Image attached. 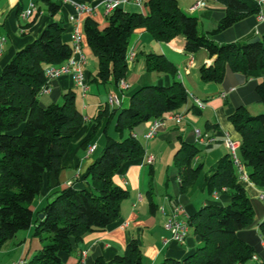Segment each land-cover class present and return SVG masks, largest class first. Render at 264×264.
<instances>
[{"label": "trees", "instance_id": "obj_1", "mask_svg": "<svg viewBox=\"0 0 264 264\" xmlns=\"http://www.w3.org/2000/svg\"><path fill=\"white\" fill-rule=\"evenodd\" d=\"M91 4L96 0H76ZM224 6L216 30L221 32L258 11L254 0H211ZM50 16L56 15L61 0H43ZM146 11L116 8L106 15L107 24L100 29L90 16L83 21V34L96 57L94 81L115 84L125 79L128 65L125 59L132 32L144 28L156 41L167 42L175 36L184 38L187 51L205 49L214 61L199 68L206 82H222L228 70L247 73L264 70V34L254 43H217L198 29L197 19L187 15L177 0L143 1ZM38 16L36 13L29 23ZM65 27L61 21L47 24L32 42L18 49L0 71V247L18 231L32 224L31 203L45 183L58 184L61 158L72 138L81 129L84 118L75 105L73 90L65 92L62 102L43 104L39 100L46 83L44 70L49 65L65 62L72 54L71 44L63 40ZM147 71L176 74V67L163 54L146 55ZM257 100L264 106V81L255 84ZM184 85L173 80L169 85H145L134 91L125 108H108L97 117L116 116V131L121 139L107 138L100 155L90 164L82 179L99 181L98 191L89 187L68 186L58 191L41 210L34 227V235L42 247L24 264H65L61 253L79 248L83 236L104 230L120 214L121 202L128 191L113 182L120 165L135 160L144 147L132 135L139 125L176 112L187 102ZM230 120L240 135L238 155L249 180L264 187V112L251 114L238 106ZM180 146L173 155L180 191L184 193L198 178L202 164L193 165L199 153L195 141L179 137ZM209 193L228 191L226 204L208 203L193 212L187 223L198 236L200 244L183 259L165 258L157 264H246L257 256L255 264H264V220L258 229L250 228L254 209L246 189L239 183L238 173L229 153L210 167L203 179ZM149 206L155 203L149 195ZM141 250L131 240L116 264H141ZM84 264H107L99 254L87 256Z\"/></svg>", "mask_w": 264, "mask_h": 264}, {"label": "crops", "instance_id": "obj_2", "mask_svg": "<svg viewBox=\"0 0 264 264\" xmlns=\"http://www.w3.org/2000/svg\"><path fill=\"white\" fill-rule=\"evenodd\" d=\"M177 2L184 13L197 19L198 29L217 43L245 42L255 36L260 38L264 34V21L258 23L254 14L221 31L219 35H211L210 31L216 28L224 13L223 5L205 0L204 6L189 11L197 0ZM30 5L34 6L33 14L28 18H22L21 11ZM91 6L93 10L90 15L87 13L79 15L71 3L62 2L59 12L50 16L46 6L42 8L38 0H0V39L3 38L0 46V71L18 49L37 38L53 20L62 22L65 27L63 40L69 44L72 26L70 16L78 17L82 34L83 21L87 16L92 17L99 28L103 29L107 24L103 4L96 0ZM122 8L143 13L146 11L145 6L139 7L132 0L124 3ZM36 13L38 16L29 25ZM184 44V38L180 35L163 42L153 39L144 28L135 29L127 47L128 51L134 53L133 59L127 62L128 74L124 79L128 88L120 89L113 80L106 83L94 81L97 61L83 34V52L87 59L86 93L83 94L74 85L71 75L64 74L52 81V92L42 94L40 102L58 103V100L63 99L65 92L73 90L75 105L82 113L84 123L61 158L58 184L50 187L45 183L33 199L32 224L27 229L18 231L0 247V264H12L18 260L27 262L42 247V241L33 234L34 227L38 214L58 191L70 185L75 188L89 187L95 191L101 188L99 181L89 177L82 179L81 175L100 155L107 138L119 141L121 137L115 128L117 115L110 117L103 114L97 117L98 112L105 107L108 108V112L113 109L119 111L129 105L132 93L140 87L151 84L169 85L173 80L180 81L188 94L187 102L179 108L184 111L182 121L180 123L167 121L151 139H145L143 135L152 120L132 131L143 145L144 153L138 159L123 162L113 176V182L128 191L127 197L121 202L119 217L104 230L86 233L76 251L61 253L60 257L65 264H84L87 256L99 254L107 264H116L115 256L122 255L131 240H135L141 250V264H157L165 258L183 259L195 250L200 244L198 236L189 229L185 240L177 243L171 239V232L165 226L166 221L172 215H175L177 220L187 221L189 216L204 204H226L230 201V194L226 190L209 193L203 179L209 173L210 167L229 153L225 145L226 137L238 143L240 141V135L230 120L236 108L244 106L251 114L252 111L257 114L264 110L255 92V84L264 81V70L247 73L228 70L222 82H206L200 78L199 68L212 64L214 57H210L203 48L195 52L187 51ZM149 53L163 54L176 67V74L147 71L144 63ZM110 93L120 97V106L108 105L107 97ZM194 98L201 100L204 107L194 106ZM195 129H199L206 136L196 141ZM179 137L197 143L199 153L194 158L193 165L201 163L203 167L195 183L184 193L180 191L177 170L173 166V155L180 146ZM92 145L95 147L94 151L89 152ZM149 154L154 156L151 164L146 163ZM239 183L246 189L254 209L250 228L258 229L264 220V198L261 197L264 196V187L253 184L249 178L239 179ZM150 194L155 203L153 211L149 206ZM177 205H180V209L174 212ZM262 244L264 247V241ZM258 260L252 259L246 264H255Z\"/></svg>", "mask_w": 264, "mask_h": 264}, {"label": "built area", "instance_id": "obj_3", "mask_svg": "<svg viewBox=\"0 0 264 264\" xmlns=\"http://www.w3.org/2000/svg\"><path fill=\"white\" fill-rule=\"evenodd\" d=\"M62 2H69L74 7L76 12L81 15L82 13L91 14L92 13V6L91 4L84 3V2H78L76 0H61ZM129 0H100V3L104 6L105 15L110 14L113 12L116 8L122 7L124 3H126ZM135 5L141 7L143 5V0H132ZM258 4V11L255 13V18L258 23H261L264 21V0H254ZM205 0H197V2L189 8V11H193L198 7L204 6ZM34 12V6L30 5L27 9H24L21 11V17L22 18H28L30 17ZM78 17L70 16V21L72 22L71 31H70V44L72 47V54L71 56L63 63L58 65H49L44 70V75L46 78V83L43 85L41 89V94H49L52 92V81L59 77L60 75L64 74H70L73 78L74 85L78 87L83 94L86 93L88 89V84L86 81V65H87V59L83 52V34L79 27V21ZM3 41V38L0 39V46L1 42ZM1 52V47H0ZM134 57V53L131 51L126 52L125 59L127 62L131 61ZM120 89H126L128 88V84L124 79H120L117 83ZM194 106L197 108H203L204 103L194 98ZM107 103L110 106L118 107L121 105V99L117 94L110 93L107 97ZM184 111L178 110L176 112L167 114L163 118H157L152 120L149 128L144 133L145 139H151L155 137L158 133V131L163 128L166 125L167 121H174L175 123H180L183 119ZM195 134V140L200 141L202 138H204L199 129L194 130ZM134 137L136 135L132 134ZM225 145L228 148L229 154L232 158V161L234 165L236 166L238 178L240 180H247L248 174L246 171L245 166L242 164L239 155H238V146L239 143L232 140L229 137H226L225 139ZM94 146L89 147V152L94 151ZM154 161V156L152 154H149L146 157V163L151 164ZM264 198V196H261ZM180 205H177L174 208V212L179 211ZM166 228L171 232V239L177 243H182L189 231V225L187 221L185 220H177L175 219V215H172L169 219L166 221ZM253 259H257L256 256H253ZM25 260H18L12 264H24Z\"/></svg>", "mask_w": 264, "mask_h": 264}, {"label": "rangeland", "instance_id": "obj_4", "mask_svg": "<svg viewBox=\"0 0 264 264\" xmlns=\"http://www.w3.org/2000/svg\"><path fill=\"white\" fill-rule=\"evenodd\" d=\"M38 3H39V5L42 7V8H44L45 7V4H44V2L42 1V0H38ZM217 27V26H216ZM216 30V28H214L213 30H211L210 31V34L211 35H219V33H221V32H217V31H215ZM88 59H90V57L88 58ZM67 75H70V74H67ZM77 94H79L77 91H75ZM43 95H45V94H43ZM43 95H39V100H41V97L43 96ZM62 102V100L60 99V100H58V103H61ZM260 112H264V110L263 111H260ZM252 114H256V113H254V111H252Z\"/></svg>", "mask_w": 264, "mask_h": 264}, {"label": "water", "instance_id": "obj_5", "mask_svg": "<svg viewBox=\"0 0 264 264\" xmlns=\"http://www.w3.org/2000/svg\"><path fill=\"white\" fill-rule=\"evenodd\" d=\"M257 41H259V37L255 36V37L249 39L248 41H246V43H254V42H257ZM42 217H43V214L39 213L38 214V218H42Z\"/></svg>", "mask_w": 264, "mask_h": 264}]
</instances>
